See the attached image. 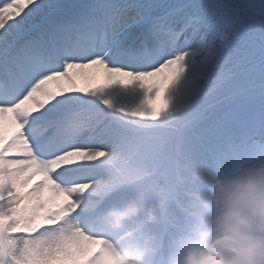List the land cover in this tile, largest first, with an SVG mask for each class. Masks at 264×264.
<instances>
[{
  "label": "snow or ice",
  "instance_id": "1",
  "mask_svg": "<svg viewBox=\"0 0 264 264\" xmlns=\"http://www.w3.org/2000/svg\"><path fill=\"white\" fill-rule=\"evenodd\" d=\"M261 164L264 0H0V264H119L98 211Z\"/></svg>",
  "mask_w": 264,
  "mask_h": 264
},
{
  "label": "clouds",
  "instance_id": "2",
  "mask_svg": "<svg viewBox=\"0 0 264 264\" xmlns=\"http://www.w3.org/2000/svg\"><path fill=\"white\" fill-rule=\"evenodd\" d=\"M220 219L223 237L219 244L178 241L163 264H264V164L244 170L229 182ZM156 222L155 214L133 196L122 206L112 204L98 211L90 230L117 238L119 264H154L161 249Z\"/></svg>",
  "mask_w": 264,
  "mask_h": 264
},
{
  "label": "bare ground",
  "instance_id": "3",
  "mask_svg": "<svg viewBox=\"0 0 264 264\" xmlns=\"http://www.w3.org/2000/svg\"><path fill=\"white\" fill-rule=\"evenodd\" d=\"M243 171L244 170L235 171L230 174L220 176L219 177L220 184L213 186V188H216V190L213 189L214 191L213 193L207 192V189L212 188L208 186L209 185L208 183L200 185L198 186V188L194 190L195 192L194 194H196L197 196H200V198H204L207 205L210 204V202H212L211 204L216 203L217 205L222 206L223 212L218 213L217 215H214L212 217H210L211 215L202 216L203 212H205L207 208V207H203V210L200 213V217L202 216L200 220L199 219L190 220V221L185 220L186 222H192L194 225H191L185 222L186 223L185 226L188 228L189 234L187 232L188 230L186 231L185 229H180V237L183 238L181 241H184L186 244H201V243L206 244L208 237L212 236L218 230H223V225L221 223L220 218L222 217L225 211V208H226V197L228 194V184L231 180L240 176ZM221 185L224 186L223 190H219ZM117 204L118 206H120V203H117ZM146 211L148 213H151L148 209H146ZM205 216L207 219L204 218ZM156 217L158 221L159 218L157 214H156ZM209 217H210V220H209ZM155 229H156V226H155ZM222 237H223V234H220L218 237L217 235H215L213 238L214 240H219ZM165 242L167 244V247L166 249L164 248V252L160 253L158 256L159 258L158 263L160 264H163V261L169 256L170 253H174L175 248H176V246L173 245L171 240L168 239V240H165Z\"/></svg>",
  "mask_w": 264,
  "mask_h": 264
},
{
  "label": "rangeland",
  "instance_id": "4",
  "mask_svg": "<svg viewBox=\"0 0 264 264\" xmlns=\"http://www.w3.org/2000/svg\"><path fill=\"white\" fill-rule=\"evenodd\" d=\"M209 187H212L211 189H207V192L209 193H213V189L216 190V188H213V186L219 185L220 184V179L219 177L213 181V182H209L208 183ZM198 188L197 187H193L187 190V192L182 196L180 203H179V207L175 208L173 210V213L170 217V219L166 220V221H162L161 218L158 215V221L155 224L156 226V231L159 233L161 230L164 232H168L170 233L171 237L174 238L175 242L174 244L177 245L178 241H181L183 238L180 237V229H185L186 231L188 230V228L185 226L186 223L194 225L192 222H186V216L182 215V211L186 214L189 215V218H193V219H201L202 216L206 215L210 217L217 215L218 213H222L223 212V207L217 205L216 203L211 204L212 202H210V204H206V201L204 198H200V196H197L196 194H194V190ZM141 201V200H140ZM205 201V203H204ZM120 206H122L123 203L119 202ZM141 203L143 204L144 208L145 205L144 203L141 201ZM116 205H118L117 203H115ZM206 204V205H205ZM203 207H207L206 211L203 212L202 216L200 217V213L203 210ZM147 209V208H146ZM150 214H153L152 212ZM187 215V217H188ZM156 216V214H155ZM206 216L204 217L205 219ZM209 217V220H210ZM186 222V223H185ZM189 234V230L187 231ZM223 234V230H218L216 231L212 236L208 237L206 244H211L212 241H216L217 244H219L222 240H214V236L217 235V237ZM230 251V250H229ZM154 264H160L157 262V260H155Z\"/></svg>",
  "mask_w": 264,
  "mask_h": 264
}]
</instances>
